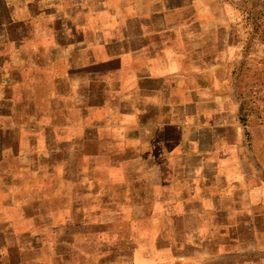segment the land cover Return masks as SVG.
Wrapping results in <instances>:
<instances>
[{
  "label": "crops",
  "instance_id": "0c3cea01",
  "mask_svg": "<svg viewBox=\"0 0 264 264\" xmlns=\"http://www.w3.org/2000/svg\"><path fill=\"white\" fill-rule=\"evenodd\" d=\"M243 4L0 0V106L12 124L23 108L38 235L26 254L190 264L264 252V125L237 80L264 34Z\"/></svg>",
  "mask_w": 264,
  "mask_h": 264
},
{
  "label": "rangeland",
  "instance_id": "374dc122",
  "mask_svg": "<svg viewBox=\"0 0 264 264\" xmlns=\"http://www.w3.org/2000/svg\"><path fill=\"white\" fill-rule=\"evenodd\" d=\"M243 5L249 3L252 5V11L245 15L254 23L256 35L264 34V0H242ZM253 51L260 52L255 57V62L249 67L250 72L238 76L240 87L249 88L248 96L244 100L249 105L247 113L255 115L257 122L264 125V43H257ZM252 51V50H251ZM252 87V88H251ZM1 104V103H0ZM246 110V109H245ZM9 112L6 107L0 106V254L13 256L15 264H42L40 257L26 254L30 241L33 237H38L37 233L28 234V203L26 197V182L28 181V172L25 169L24 156L20 154L22 143L25 139L19 126L21 123L23 108L18 109L17 120L14 124L7 121ZM246 113H240V124L247 130L248 117ZM50 137V143H54ZM54 157V156H53ZM37 163L48 162V156H36ZM73 160V158H72ZM8 220V223H7ZM262 224V223H261ZM9 227V231L7 229ZM262 229L263 226L260 225ZM262 244V242H256ZM256 249V248H255ZM46 255L48 259L53 258L54 249L52 244L47 243ZM249 252L237 253L239 255L229 256L228 258H210L206 259L198 254L192 257L190 264H264V252L254 250L252 255ZM242 254V255H241ZM1 257V255H0ZM123 259H130L129 253H124ZM55 263V259H52ZM109 259H100L99 264H108ZM0 264H5L0 262ZM49 264V263H48Z\"/></svg>",
  "mask_w": 264,
  "mask_h": 264
}]
</instances>
